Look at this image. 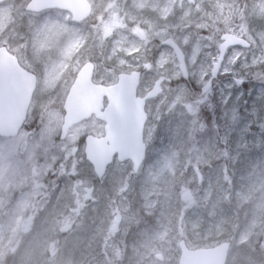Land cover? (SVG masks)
Listing matches in <instances>:
<instances>
[{
  "label": "rangeland",
  "instance_id": "374dc122",
  "mask_svg": "<svg viewBox=\"0 0 264 264\" xmlns=\"http://www.w3.org/2000/svg\"><path fill=\"white\" fill-rule=\"evenodd\" d=\"M27 1L13 0L0 5V46L6 45L12 53L20 55V62L40 79L29 109V119L34 121L29 132H21L14 139L0 138V259L11 238L29 223L28 234L19 239L23 244L8 264H53V260L56 264H174L171 253H176V249L169 247L171 240L185 236L191 248L199 243L211 247L228 239L231 242L228 264H259L260 251L255 247L258 233H250L255 227L252 220L259 221L260 212L255 203L244 205L250 203L252 193L242 197L239 194L242 215L238 222L247 231L238 233L234 239L237 232L233 228L196 227L200 218H187L194 213L203 216L198 209L207 213L216 207L215 203L207 205L209 188L204 173L212 166L211 158L216 153L207 142L200 141L207 139L208 133L207 120L196 117L199 106L207 110L213 106V99L220 100L219 93L235 91V79L241 81L236 85L239 87L245 81H264V28L258 27L264 24V0L243 1V9L240 7L234 14H226L224 9L239 7L241 0H197V7L185 4L177 7L180 13L176 12L177 0H88L92 14L81 27L72 26L65 12L27 14L24 12ZM116 7L128 15L131 33L124 32L130 22L127 17L117 15ZM193 10L204 11V16L197 17L200 21L185 19ZM220 14L222 17L218 19ZM224 32L245 37L252 44L251 49L231 50L217 77L221 78L220 83L214 87L213 80L202 93ZM166 38H173L186 55L187 86L181 82L172 52L159 47L158 42ZM151 43L149 53L142 54L146 73L139 94L159 76L165 79L163 93L148 109V126L152 128L158 123L165 131L163 138L172 133L177 147L173 150L162 145L163 155L159 156L155 138H149L155 147H150L149 161L143 164L138 176L131 177L126 166L115 164L106 178L95 185L81 138L89 132L101 136L102 128L89 120L70 130L64 141L55 139L60 137L67 90L86 61L96 65L95 82L113 83L118 72L139 68L133 59L140 58L145 44ZM233 110L222 111L223 123L243 126L236 121L238 115ZM204 113L207 118V111ZM248 113L247 121H256L254 113ZM187 117L195 123L190 128L192 144L181 142L180 126L172 127L178 122L188 123ZM238 133L239 130L236 136ZM235 134L228 135L229 144L239 141ZM261 140L260 136H254V144ZM236 157L229 159L230 165L234 166ZM226 177L222 180L226 181ZM28 186L32 189L26 190ZM254 187L248 189L259 191V187ZM165 188L168 193L176 190L181 201L188 199L176 216L159 204L165 198L171 200ZM39 198L42 203L38 206ZM216 200L222 201L221 196L217 195ZM247 218L252 220L246 222ZM256 226L261 227V223ZM93 252L91 263L89 255Z\"/></svg>",
  "mask_w": 264,
  "mask_h": 264
},
{
  "label": "water",
  "instance_id": "95a60500",
  "mask_svg": "<svg viewBox=\"0 0 264 264\" xmlns=\"http://www.w3.org/2000/svg\"><path fill=\"white\" fill-rule=\"evenodd\" d=\"M6 0H0L4 2ZM193 3L194 0H179ZM59 9L67 11L73 22L85 20L90 13L86 0H30L25 7L27 12L40 13ZM162 46L172 49L183 79H187L185 56L172 39L162 42ZM250 48V43L234 34H223L218 46V56L212 63L210 77L201 89L204 93L217 78L221 64L230 48ZM94 66L84 64L76 75L64 104L65 116L61 139L67 130L92 115L105 122V135L97 139H86V158L100 177L113 157L123 162L130 159L136 172L145 157L143 128L146 122L145 101L161 93V80L145 97L136 96L140 75L138 72L118 75L117 83L111 86L94 84ZM241 84L239 79L234 80ZM35 88V78L24 70L5 47L0 48V136L15 137L25 121L26 113ZM104 99L107 104L104 107ZM229 243H221L211 248L189 249L184 241L179 243L178 264H225Z\"/></svg>",
  "mask_w": 264,
  "mask_h": 264
},
{
  "label": "trees",
  "instance_id": "16d2710c",
  "mask_svg": "<svg viewBox=\"0 0 264 264\" xmlns=\"http://www.w3.org/2000/svg\"><path fill=\"white\" fill-rule=\"evenodd\" d=\"M243 1L246 0H241V5L239 7L238 6L226 7L224 9L225 13L234 14L235 12L239 11L242 8ZM251 1H257V0H251ZM197 6L198 4H196V7ZM198 15L204 16V11L194 10L188 17L190 21L193 20L198 22L201 20V19H197ZM221 17L222 14H220L218 19H221ZM260 21L261 20H259L258 22ZM222 22L223 21H221V23ZM258 27L263 30L264 24L262 23ZM220 80L221 78H217L214 87H216L218 83H220ZM247 81H252V80L247 79ZM181 82L187 86L188 82H184L182 80ZM234 86L236 87L234 88L236 92L238 91L240 92L242 90H248L250 93L246 95H240L237 94L235 91L228 92V90H226L227 93L226 92L219 93L221 97L220 100L218 101H215L214 99L212 100V104L214 103L212 107L209 106L207 107L206 110L204 106H199V111H197V115H196L197 119L205 118L207 120V133H208L207 145L210 147L212 146V149L216 153L211 158L210 163H212V166H210V169L209 167H207L206 170L204 169L205 170L204 173H207V182L209 183V184L207 183V186L209 188V193L207 194V205L215 203L216 207H214L215 209H213V211L207 210V213H203L200 209H198V211H200V214H202L203 216H197L194 213L193 215L190 214L191 216L188 217L187 219L192 220L193 217L200 218L199 222L195 224L196 227L199 225L200 226L202 225L204 227H208V226L214 227L217 225L221 227L228 226L229 229L233 228L237 232L233 236L234 239L238 235V233L242 231L243 232L247 231L246 226L241 225L238 222L239 215L240 216L242 215V206L239 207L240 204L239 194L242 193L241 195L242 197L252 193V195H250L251 196L249 200L250 203H246L244 205L246 207L250 206V204L252 203H255L257 205V208L260 212L257 213L259 217L258 218L259 221L257 219L252 220L250 218H247L246 222L252 220V223L255 226L253 230H251L250 235H256L258 233V246L256 244L255 247L260 251L259 264H264V119L262 121L260 119L264 117V110H261V107L264 106V81H261L260 83H258L257 81H253L251 83L245 81L244 84L241 85L240 87L236 85ZM187 88L189 89V87ZM194 92L196 93L197 91L194 90ZM236 98H238V102ZM224 109H234L233 110L234 114L237 113L238 115L236 121L238 120V123L239 122L243 123V126L235 127V125H233L232 123L228 125L224 124L223 120L221 119L222 111ZM205 111H207V118L204 113ZM248 112L254 113L255 117L257 118V119L255 118L256 121L254 122L252 121V123H249V121H247L246 115L249 114ZM29 126L30 123L27 124V127ZM173 126H180L179 129L183 130L182 139L193 137L192 135H190L191 133L187 134L188 129L191 128V127L189 128L187 123L178 122L173 124L172 127ZM237 130H239V133L236 136L235 132ZM230 134L232 135L235 134L234 137H238L239 141L237 143L231 141L229 144L227 137ZM254 136H260L262 138V140L257 145L254 144L255 143ZM193 142L194 141H191V143ZM183 145L187 147L186 144ZM172 146H174V148L176 149L177 144L171 145V147ZM218 154L221 155L218 156ZM233 156H237L234 166L230 165L231 161H229V159ZM217 170H220L221 173L218 174ZM224 177L227 178L226 181L222 180ZM44 180L45 179H43V181ZM43 181L42 179L40 180V182ZM249 186L250 187L255 186L254 188L259 187V191L257 190L255 192L254 189L252 191L248 189ZM44 189L46 190V188ZM164 192L169 194V198H171V200H167L164 197L165 200L163 202H159V204L161 203L164 204V211H166V209H170L172 212H174L175 216L178 215V213L180 212L179 208L184 203L183 201H181V197L179 196L178 192L176 190H173L172 192L168 193L166 188ZM217 195L221 196L222 201H218V200H216V202L214 201V198ZM225 196H230V199H225ZM40 200L41 198H39L38 201L39 203H36V205L38 204L39 206V204L42 203V201ZM186 204H188V201ZM205 217L206 219H204ZM26 220L29 221L27 218ZM244 223H245V218H244ZM256 223H261V227L256 226ZM28 228H29V223L24 224V227L20 229L19 232L20 236L24 237L26 234H28L27 232ZM187 232L189 236V231ZM179 237H180V233H179ZM186 238L187 237L185 236L182 239H185L186 242L189 243ZM252 238H256V237H252ZM223 241H229V240L225 239ZM176 242H177L176 238L172 239L169 246L170 248L175 247L176 249V253L174 252L171 253L173 254L172 257L175 258L174 264H176V259H177ZM200 244L201 243L196 245V247H206ZM56 263L57 261L53 260V264Z\"/></svg>",
  "mask_w": 264,
  "mask_h": 264
},
{
  "label": "flooded vegetation",
  "instance_id": "af4514ba",
  "mask_svg": "<svg viewBox=\"0 0 264 264\" xmlns=\"http://www.w3.org/2000/svg\"><path fill=\"white\" fill-rule=\"evenodd\" d=\"M178 7H179V5H178ZM114 8V7H113ZM115 11H117L118 13L117 14H120V13H122V11L121 10H119L117 7L115 8ZM127 17H128V15H127ZM128 20H129V17H128ZM82 24H84V23H81V24H79V25H77L76 27H81V25ZM26 48V45L25 44H22V49H25ZM141 53V57L140 58H138V57H134V59H133V61L135 62V66H136V63L137 64H139V68H130L129 70H132V69H137V70H141V71H143V72H145L146 71V67H144L143 66V62H144V59H143V55L142 54H145V55H147L146 53H148V51H147V49H145V50H143L142 49V51L140 52ZM14 54L17 56V58L19 59V62H20V55H18L17 53H15L14 52ZM131 57V56H130ZM21 63V62H20ZM25 67V66H24ZM26 68V67H25ZM28 70V69H27ZM30 71V70H29ZM32 72H34L33 70H32ZM35 73V72H34ZM36 74V73H35ZM37 75V74H36ZM37 77H38V79H39V76L37 75ZM158 78H162L163 79V81H164V78L162 77V76H159ZM40 80V79H39ZM69 89V88H68ZM68 91V90H67ZM148 91V90H147ZM146 91V92H147ZM145 92V93H146ZM160 97V96H159ZM159 97H156V98H153V99H150V100H148L147 102H146V113H147V116H148V119H149V108H150V104H152L153 102H156V101H158V98ZM162 116V115H161ZM160 116V117H161ZM91 120H94V122L96 123V124H98L99 125V127L100 128H102L103 127V124L101 123V122H99V121H97V120H95V119H91ZM30 120L28 119V122H29ZM89 121V120H88ZM87 122V121H86ZM34 123V121H33V119L31 120V124H33ZM84 123V122H83ZM31 124H30V126H31ZM82 124V123H81ZM84 124H86V123H84ZM192 124H194L193 122H189V124H188V126H189V128L192 126ZM149 122L147 121V124H146V127H145V129H144V136H145V139H146V142H147V145H148V151H149V149H150V147H152L153 149H154V145L153 146H151L152 145V142L151 141H149V138H155V143H156V147H157V149H158V152H159V156H162L163 155V148H162V145H169L170 147H171V145L170 144H172V145H174V144H177L178 143V141L176 140V138H174L173 137V134L172 133H169V135H168V137H166V138H163V136H162V134L165 132L164 131V129H162V128H160V126H159V124L158 123H156L155 125H154V127L152 126V128L150 127L149 128ZM29 126V127H30ZM61 128V127H60ZM74 128V127H73ZM72 128V129H73ZM71 129V130H72ZM28 130H29V128H28ZM28 130H25V132H28ZM190 133V130L188 129V131H187V134H189ZM87 134H90V132L89 133H86L85 135H87ZM94 135V134H93ZM67 136H68V134H67ZM95 136V135H94ZM84 137V136H83ZM83 137L81 138V141H82V139H83ZM67 138V137H66ZM206 138V137H205ZM55 139L57 140L58 138H56L55 137ZM179 140V139H178ZM205 140V141H204ZM80 141V142H81ZM191 141L192 140H190L189 138H185V139H182V141L181 142H189V144H192L191 143ZM200 141L201 142H207V139H200ZM173 150L175 149L174 148V146H172L171 147ZM150 157V151L147 153V158H146V160L148 159ZM158 157V156H157ZM125 166V165H124ZM128 169H129V167H128ZM129 172H130V169H129ZM78 177V174H75L74 175V178H77ZM131 177H134V176H131ZM106 178V176L102 179V180H94L93 179V181H95L96 183H94L95 185H97L99 182H101V181H103L104 179ZM111 237H112V234H110L109 235V239H111ZM108 239V238H107ZM16 241V237L15 238H11V241H10V244L8 245L9 246V248L7 249V251H6V254L7 255H11V253H13V249L11 248L13 245H14V242ZM93 254H94V252L93 253H91L89 256H91V258H92V261H91V263H93L94 262V256H93ZM111 254H113L112 252H110V255ZM125 254H126V252H125ZM113 256L114 257H116L114 254H113ZM126 261V260H125ZM94 264V263H93Z\"/></svg>",
  "mask_w": 264,
  "mask_h": 264
}]
</instances>
